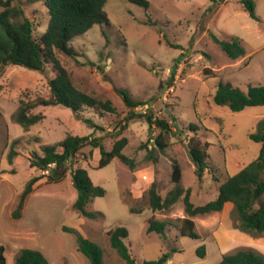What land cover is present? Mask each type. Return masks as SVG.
Masks as SVG:
<instances>
[{
	"label": "rangeland",
	"instance_id": "rangeland-1",
	"mask_svg": "<svg viewBox=\"0 0 264 264\" xmlns=\"http://www.w3.org/2000/svg\"><path fill=\"white\" fill-rule=\"evenodd\" d=\"M144 8L130 0H107L104 10L109 24H94L71 45L75 57L61 52L56 55L68 70L73 83L83 91L109 99L114 114L98 115L83 108L80 115L58 105L37 106L31 111L44 118L28 129L14 120L20 100L32 102L49 95L48 80L54 76L51 66L43 72L20 66H9L0 75V245L4 246L5 264H14L21 248H34L50 264H90L76 249L75 231L99 244L103 264H126L111 247L107 232L117 226L128 230L125 243L137 264L155 260L169 253L166 264H217L224 254L239 248H252L264 255V234L241 231L233 220L232 204L221 211L192 217L198 238L180 236L178 226L185 217L182 201L165 211H152L146 190L152 182L162 197L173 185L172 163L181 168V185L190 189L195 205L214 200L219 185L253 161L261 144L248 135L264 119V106H249L233 112L212 102L219 82H229L246 90L247 84L264 86V0H253L259 21L252 19L240 0H148ZM19 2L35 22V32L45 28L47 15L42 2ZM213 4L212 11H206ZM2 9L0 5V10ZM236 36L245 54L230 59L212 41ZM174 69V76L170 78ZM126 90L140 100L136 116L125 120L130 111L115 92ZM141 114V115H138ZM176 119L182 133L170 138L160 153L154 150L153 136L158 128H149L148 115ZM102 129L100 138L106 150L114 142L126 139L122 149L132 161L130 167L118 159L96 168L100 155L97 147H84L74 166H88L92 182L104 188L105 195L86 205L94 218L83 216L72 208L76 190L70 179V168L61 182L46 183L40 178L26 197L21 214L12 217L18 195L31 177L45 172L29 166L32 152L54 144L67 133L88 135L93 127ZM189 124L199 127L197 136L207 141L208 161L214 176L206 172L201 180L194 173L186 143ZM15 152L9 159V153ZM135 211L131 212V208ZM150 218L169 220L165 236L146 231ZM64 227L70 229L66 231ZM64 229V230H63ZM204 246L203 257L196 249Z\"/></svg>",
	"mask_w": 264,
	"mask_h": 264
},
{
	"label": "trees",
	"instance_id": "trees-1",
	"mask_svg": "<svg viewBox=\"0 0 264 264\" xmlns=\"http://www.w3.org/2000/svg\"><path fill=\"white\" fill-rule=\"evenodd\" d=\"M13 0H0V75L9 66H20L32 71L43 72L47 65L51 66L54 76L48 80L49 95L47 98L37 97L32 102L20 100L14 120L23 128L28 129L33 124L44 118L42 113H33L31 110L37 106L58 105L68 108L74 114L80 115L83 108H90L98 115L114 114L116 108L111 100L99 98L78 88L71 78L68 70L62 65L56 53L61 52L67 56H78V51L71 45L72 41L87 33L94 24H109V18L104 5L107 0H27L29 3L42 2L47 22L45 28L39 33L35 32V22L26 15L22 4ZM144 8H148V0H130ZM243 9L249 16L259 21L253 0H240ZM214 5L207 7L212 11ZM212 41L230 59H237L245 54L241 40L236 36L220 39L210 34ZM174 76V69L170 78ZM115 92L122 99L124 105L130 109L125 120L136 116L134 108L143 104L140 100L133 99L130 93L121 88ZM212 102L215 105L226 106L233 112H239L249 106H264V86L247 84L246 90L233 86L229 82H219ZM2 112L0 110V117ZM141 115V114H138ZM93 127L88 135L67 133L63 139L54 144L44 145L41 152H32L29 166L37 171L45 172L41 177H31L18 195L13 218H18L24 206L26 197L34 189V184L45 178L46 183L61 182L70 168V179L76 190V198L72 208L88 218H94L95 213L86 210V205L95 197L105 195L103 187L92 182L88 174V166H74L77 155L86 146L91 145L99 150V161L96 168L107 165L116 158L122 163L133 167L132 161L123 153L126 139L116 140L110 150H106L101 139L95 137L96 130L102 129L91 119H84ZM149 128H158V133L153 136L154 150L163 153L169 146L170 138L182 133L178 129L176 119L171 121L165 118H156L151 114L146 118ZM199 127L189 124L187 131L191 133L186 143L189 158L194 166V173L201 180L206 172L214 176V168L208 161L207 148L209 143L202 141L197 136ZM248 137L261 144L258 156L238 173L228 176L218 187L214 200L204 204L195 205L190 201V189L181 185V168L176 161L172 163L171 180L173 185L165 195L159 193L157 184L152 182L146 190L147 203L154 211H165L178 201H182L185 217L181 218L178 226L180 236L192 239L198 238L192 217L207 215L221 211L226 203L232 204L233 220L243 232L250 234H264V119L258 124L256 131L249 133ZM15 152L9 153V159ZM131 212L135 211L132 207ZM169 220H156L150 218L146 231L165 236ZM69 231L67 227H64ZM63 229V230H64ZM111 247L126 264H137L131 256L125 243L128 230L124 226H117L107 232ZM76 249L83 254L90 264H103V249L99 244L82 236L75 231ZM204 246L196 249V254L203 257ZM169 253H163L155 260L143 261L142 264H166ZM0 264H5L4 246L0 245ZM14 264H50L43 253L34 248H21L15 255ZM217 264H264V255L252 248H239L224 254Z\"/></svg>",
	"mask_w": 264,
	"mask_h": 264
},
{
	"label": "built area",
	"instance_id": "built-area-1",
	"mask_svg": "<svg viewBox=\"0 0 264 264\" xmlns=\"http://www.w3.org/2000/svg\"><path fill=\"white\" fill-rule=\"evenodd\" d=\"M141 108H142V107H141V105H140V106L135 107L134 110H138V109H141Z\"/></svg>",
	"mask_w": 264,
	"mask_h": 264
}]
</instances>
